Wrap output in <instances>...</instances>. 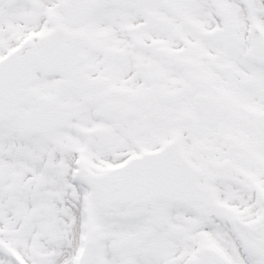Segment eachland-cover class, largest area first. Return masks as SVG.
Listing matches in <instances>:
<instances>
[{
  "label": "snow or ice",
  "instance_id": "6c2138e0",
  "mask_svg": "<svg viewBox=\"0 0 264 264\" xmlns=\"http://www.w3.org/2000/svg\"><path fill=\"white\" fill-rule=\"evenodd\" d=\"M0 264H264V0H0Z\"/></svg>",
  "mask_w": 264,
  "mask_h": 264
}]
</instances>
